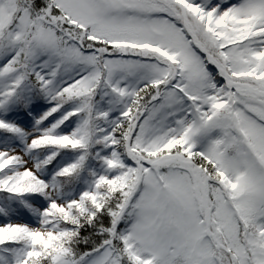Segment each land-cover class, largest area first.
<instances>
[{"label": "snow or ice", "instance_id": "snow-or-ice-1", "mask_svg": "<svg viewBox=\"0 0 264 264\" xmlns=\"http://www.w3.org/2000/svg\"><path fill=\"white\" fill-rule=\"evenodd\" d=\"M0 264H264V0H0Z\"/></svg>", "mask_w": 264, "mask_h": 264}]
</instances>
